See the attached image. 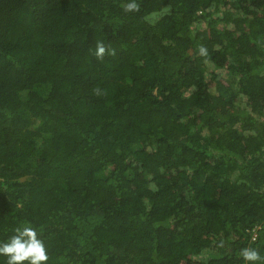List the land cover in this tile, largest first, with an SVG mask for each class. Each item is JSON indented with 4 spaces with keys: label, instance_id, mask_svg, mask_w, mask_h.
I'll return each mask as SVG.
<instances>
[{
    "label": "trees",
    "instance_id": "obj_1",
    "mask_svg": "<svg viewBox=\"0 0 264 264\" xmlns=\"http://www.w3.org/2000/svg\"><path fill=\"white\" fill-rule=\"evenodd\" d=\"M127 2L0 0V241L28 222L47 264L264 257V0Z\"/></svg>",
    "mask_w": 264,
    "mask_h": 264
},
{
    "label": "clouds",
    "instance_id": "obj_2",
    "mask_svg": "<svg viewBox=\"0 0 264 264\" xmlns=\"http://www.w3.org/2000/svg\"><path fill=\"white\" fill-rule=\"evenodd\" d=\"M137 0H130L123 4L125 12L139 10ZM162 13H150L145 19L154 23ZM105 47L97 43L95 55L102 58L105 54ZM200 55L206 56L207 50L200 48ZM240 255L248 264H262L264 257L256 248L246 247L241 250ZM0 257H6V264H47L49 259L45 242L40 238L39 230L25 222L24 225L16 227L14 234L6 241H0Z\"/></svg>",
    "mask_w": 264,
    "mask_h": 264
}]
</instances>
